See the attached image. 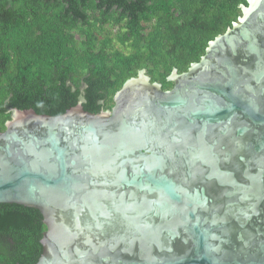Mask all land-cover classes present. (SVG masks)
Instances as JSON below:
<instances>
[{
	"label": "water",
	"instance_id": "obj_1",
	"mask_svg": "<svg viewBox=\"0 0 264 264\" xmlns=\"http://www.w3.org/2000/svg\"><path fill=\"white\" fill-rule=\"evenodd\" d=\"M167 80L139 70L99 112L13 108L0 203L42 214L35 264H264V0Z\"/></svg>",
	"mask_w": 264,
	"mask_h": 264
},
{
	"label": "trees",
	"instance_id": "obj_2",
	"mask_svg": "<svg viewBox=\"0 0 264 264\" xmlns=\"http://www.w3.org/2000/svg\"><path fill=\"white\" fill-rule=\"evenodd\" d=\"M247 0H0V130L13 108L109 109L144 69L162 88L241 15ZM114 41L118 46L114 45ZM82 86V87H81ZM40 211L0 203V264H35Z\"/></svg>",
	"mask_w": 264,
	"mask_h": 264
},
{
	"label": "flooded vegetation",
	"instance_id": "obj_3",
	"mask_svg": "<svg viewBox=\"0 0 264 264\" xmlns=\"http://www.w3.org/2000/svg\"><path fill=\"white\" fill-rule=\"evenodd\" d=\"M184 71H185V70H184ZM171 86H172V82H171ZM171 86H170V87H171ZM81 87H82V86H81ZM170 87H169V88H170ZM166 89H168V88H166ZM112 101H113V100H112ZM78 102H81V103H82V99L80 98ZM78 102H77V103H78ZM112 106H113V104H112ZM112 106H111V107H112ZM111 107H110L109 109H111Z\"/></svg>",
	"mask_w": 264,
	"mask_h": 264
},
{
	"label": "rangeland",
	"instance_id": "obj_4",
	"mask_svg": "<svg viewBox=\"0 0 264 264\" xmlns=\"http://www.w3.org/2000/svg\"><path fill=\"white\" fill-rule=\"evenodd\" d=\"M114 45H115V46H118V43H117L116 41H114Z\"/></svg>",
	"mask_w": 264,
	"mask_h": 264
}]
</instances>
